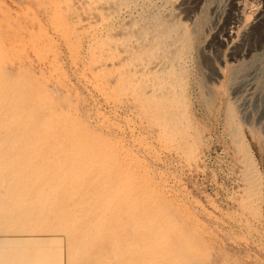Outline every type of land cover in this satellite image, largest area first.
Masks as SVG:
<instances>
[{"label": "rangeland", "instance_id": "obj_1", "mask_svg": "<svg viewBox=\"0 0 264 264\" xmlns=\"http://www.w3.org/2000/svg\"><path fill=\"white\" fill-rule=\"evenodd\" d=\"M118 1L0 0V264H264V4Z\"/></svg>", "mask_w": 264, "mask_h": 264}, {"label": "bare ground", "instance_id": "obj_2", "mask_svg": "<svg viewBox=\"0 0 264 264\" xmlns=\"http://www.w3.org/2000/svg\"><path fill=\"white\" fill-rule=\"evenodd\" d=\"M80 1V0H79ZM118 1V0H117ZM131 1V0H130ZM129 1V2H130ZM200 1V0H199ZM238 1V0H237ZM85 2V1H84ZM105 2V1H104ZM119 2V1H118ZM117 2V3H118ZM133 2V1H132ZM193 2V1H192ZM191 2V3H192ZM243 2H245V0L243 1ZM247 2V1H246ZM249 2V1H248ZM248 2L247 3H244L245 4V8H246V5L248 6ZM251 2V1H250ZM256 3L257 4V2L260 4V3H263L264 4V0H253V2L252 3ZM80 3H82V1L80 2ZM88 3V2H87ZM90 3V2H89ZM93 3V2H92ZM107 3H109V2H107ZM120 3V2H119ZM167 3V2H166ZM200 3V2H199ZM236 3V2H235ZM234 2H232V4H233V8L235 7V9L237 10V9H239V5L238 4H235ZM239 3V2H238ZM240 3H242V0H241V2ZM254 3V4H255ZM101 4V3H100ZM164 4V3H163ZM251 4V3H250ZM249 4V6H252V5H250ZM75 5V4H74ZM78 5V4H77ZM242 6H243V4H242ZM261 6H263V5H261ZM77 7V6H76ZM240 7H241V4H240ZM254 7V6H253ZM257 7H258V5H257ZM256 6L254 7V9L256 8V10L257 9H259V8H257ZM115 8H116V6H115ZM214 8V7H213ZM212 8V9H213ZM243 8V7H242ZM261 8V7H260ZM104 9V8H103ZM117 9V8H116ZM184 9V8H183ZM187 9V8H186ZM250 9V8H249ZM252 9V8H251ZM262 9V8H261ZM111 10V9H110ZM190 11H191V9H189ZM241 10V9H240ZM245 10V9H244ZM98 11V10H97ZM96 11V12H97ZM120 11V10H119ZM185 10H183V12H184ZM193 11V10H192ZM155 12V11H154ZM187 12V11H186ZM240 13H238V15H235L236 14V12H235V16H233V17H229V18H226L228 21H229V23L231 24V22H234V24L235 23H239V24H241L240 22L243 20L244 21V19H243V16L245 15L242 11H239ZM83 13V12H82ZM179 13V12H178ZM245 13H246V11H245ZM251 13H252V11H251ZM251 13H249V14H251ZM263 13H264V8L262 9V10H258L257 11V13H256V15H255V20H256V22L257 23H255V24H258V23H260L261 22V20H263L264 18H262L263 17ZM228 14V13H227ZM255 14V13H254ZM85 15V14H84ZM89 15V14H88ZM87 15V16H88ZM103 15V14H102ZM174 15V17H175V14H173ZM187 16V15H186ZM248 16V15H247ZM249 16H251V15H249ZM96 17V16H95ZM245 17V19L247 20V19H249V17L247 18L246 16H244ZM252 17V16H251ZM254 17V16H253ZM93 18V17H92ZM86 19V18H85ZM89 19H90V17H89ZM254 19V18H253ZM96 20V19H95ZM191 20V19H190ZM206 20V19H205ZM188 21V20H187ZM202 21V20H201ZM226 21V20H225ZM227 21V22H228ZM248 21V20H247ZM91 22V21H90ZM138 22V21H137ZM76 23V22H75ZM126 23V22H125ZM186 23V22H185ZM229 23H227V24H229ZM247 22H245V24H246ZM100 24V23H99ZM133 24V23H132ZM135 24V23H134ZM141 24V23H140ZM225 24H226V22H225ZM254 24V25H255ZM263 24V23H262ZM124 25V24H123ZM195 25V24H194ZM261 24H259V26H260ZM150 26V25H149ZM166 26V25H165ZM165 26H163V27H165ZM226 27H224V28H229V26H231V25H229V26H227V25H225ZM237 26V25H236ZM252 27L251 28H254L253 27V25H251ZM258 26V27H259ZM123 27V26H122ZM138 27V26H137ZM143 27V26H142ZM146 27H148V26H146ZM152 27V26H151ZM167 27H168V25H167ZM169 27H172V26H169ZM208 27V26H207ZM232 27V26H231ZM256 27H257V25H256ZM129 28H130V26H129ZM145 28V27H144ZM223 28V29H224ZM249 28V27H248ZM260 28V27H259ZM168 29V28H167ZM226 29V30H227ZM232 29H233V27H232ZM250 29V28H249ZM123 30V29H122ZM148 30V29H147ZM155 30V29H154ZM170 30V29H169ZM222 30V29H221ZM220 30V31H221ZM235 30H236V27H235ZM239 30V29H238ZM237 30V31H238ZM251 30V29H250ZM254 30H255V28H254ZM253 30V31H254ZM257 30H258V28H257ZM128 31V30H127ZM137 31V30H136ZM163 31H165V30H163ZM228 31V30H227ZM230 31V30H229ZM233 31V30H232ZM231 31V32H232ZM124 32H126V31H124ZM139 32V31H138ZM144 32V31H143ZM172 32V31H171ZM219 32V31H218ZM225 32V31H224ZM223 32V33H224ZM236 32V31H235ZM234 32V33H235ZM131 33V32H130ZM149 33V32H148ZM233 33V32H232ZM231 33V34H232ZM237 33V32H236ZM241 33V32H240ZM252 33V32H251ZM251 33H250V35H251ZM100 34V33H99ZM123 34V33H122ZM128 34V33H127ZM143 34V33H142ZM156 34V33H155ZM254 34V33H253ZM114 35V34H113ZM162 35V34H161ZM163 35H165L164 33H163ZM167 35V34H166ZM165 35V36H166ZM223 35H225L226 36V34H223ZM130 36H131V34H130ZM142 36V35H141ZM170 36V35H169ZM218 36V35H217ZM229 37H230V32H229V35H228ZM244 36H245V34H244ZM151 37V36H150ZM167 37V36H166ZM234 37V36H233ZM232 37V38H233ZM249 37V36H248ZM153 38V37H152ZM169 38V37H168ZM168 38H166L167 39V41L169 42V40H168ZM224 38H226V37H224ZM118 39V38H117ZM151 39V38H150ZM165 39V40H166ZM242 39H243V37H242ZM114 40V39H113ZM125 40V39H124ZM240 40V39H239ZM134 42V41H133ZM149 42V41H148ZM147 42V43H148ZM170 42H172V41H170ZM174 42V41H173ZM173 42L171 43V45L173 46ZM175 43V42H174ZM168 44H170V43H168ZM120 45V44H119ZM122 45V44H121ZM125 45V44H124ZM123 45V46H124ZM135 45V44H134ZM145 45V44H144ZM105 46V45H104ZM107 46V45H106ZM122 46V47H123ZM129 46V45H128ZM139 46H140V44H139ZM142 46V45H141ZM168 46V45H167ZM178 46H180V45H178ZM98 47V46H97ZM120 47V46H119ZM131 47V46H130ZM152 47V46H151ZM171 47V46H170ZM108 47H104V49L106 50ZM103 49V48H102ZM159 49V48H158ZM241 49V48H240ZM105 50H103V51H105ZM107 51V50H106ZM120 51V50H119ZM135 51V50H134ZM176 51V50H175ZM199 51H201V49L199 50ZM96 53V52H95ZM99 53V52H98ZM102 52H100L99 54H101ZM124 53V52H123ZM137 53V52H136ZM97 54V53H96ZM113 54V53H112ZM167 54V53H166ZM171 54V53H170ZM115 55V54H114ZM129 55V54H128ZM163 55V54H162ZM182 55V54H181ZM201 55H202V53H201ZM136 56V55H135ZM96 57V56H95ZM106 57V56H105ZM139 57V56H138ZM99 57H97V59H98ZM135 58V57H134ZM156 58V57H155ZM140 59V58H139ZM143 59V58H142ZM138 60V59H137ZM157 60H159V59H157ZM210 60V59H209ZM114 62H118V61H114ZM106 63V62H105ZM113 63V62H112ZM108 64H110V63H108ZM156 64V63H155ZM162 65V64H161ZM97 66H99V65H97ZM107 66V65H106ZM159 66H160V64H159ZM167 66V65H166ZM165 66V67H166ZM124 67H127V66H124ZM96 68V67H95ZM141 68V67H140ZM151 68V67H150ZM163 68V67H162ZM105 69H106V67H105ZM144 69V68H143ZM148 69V68H147ZM164 69V68H163ZM148 71H150V70H148ZM136 72V71H135ZM147 72V71H146ZM174 72V71H173ZM137 73H138V71H137ZM142 73H144V72H142ZM141 73V74H142ZM132 74H134V73H132ZM145 74V73H144ZM131 75V74H130ZM115 76V75H114ZM135 76V75H134ZM141 76V75H140ZM150 77V76H149ZM160 77V76H159ZM168 79V78H167ZM170 80V79H169ZM133 81H135V80H133ZM137 81V80H136ZM99 83V82H98ZM164 83V82H163ZM153 84V83H152ZM173 86V85H172ZM14 87V86H13ZM152 87V86H151ZM164 89V88H163ZM150 91H151V89H150ZM164 91V90H163ZM174 91V90H173ZM45 92V91H44ZM145 92V91H144ZM152 92V91H151ZM177 92V91H176ZM154 93V92H153ZM152 93V94H153ZM41 94V93H40ZM39 94V95H40ZM36 95V94H35ZM43 96V95H42ZM6 97V96H5ZM33 97V96H32ZM46 97V96H45ZM165 97V96H164ZM168 97V96H167ZM166 97V98H167ZM17 102V101H16ZM18 103H19V101H18ZM11 104H14V103H11ZM20 104V103H19ZM18 105V104H17ZM47 105V103L45 104V106ZM3 106V105H2ZM55 106V105H54ZM14 107H16L15 106V104H14ZM3 108V107H2ZM10 108V107H9ZM19 108H20V106H19ZM26 108V107H25ZM13 109V107L11 108V110ZM15 109V108H14ZM18 109V108H17ZM27 109V108H26ZM52 109V108H51ZM19 110V109H18ZM44 110V109H43ZM13 111V110H12ZM42 111V110H41ZM171 111V110H170ZM21 112V111H20ZM50 112V111H49ZM62 113V112H61ZM96 113V112H95ZM168 113V112H167ZM54 115V114H53ZM165 115V114H164ZM49 116H51L50 114H49ZM60 116V115H59ZM62 116V115H61ZM169 116V115H168ZM42 117H43V115H42ZM51 117H53L54 119H55V116H51ZM50 117V118H51ZM48 118V117H47ZM58 118V117H57ZM166 118H168V117H166ZM35 120V119H34ZM56 120V119H55ZM60 120V119H59ZM45 121V120H44ZM50 121V120H49ZM58 121V120H57ZM28 122V121H27ZM45 122H47V121H45ZM44 123V122H43ZM75 123V122H74ZM44 124H46V123H44ZM59 124V123H58ZM34 125V124H33ZM54 124L52 123V125L50 124V126H49V128L51 127V126H53ZM70 125V124H69ZM74 124H72V126H73ZM35 126V125H34ZM42 126H43V124H42ZM71 126V127H72ZM45 126H43V128H44ZM70 127V128H71ZM77 127V126H76ZM80 127H82V126H80ZM67 128H69V127H67ZM69 128V129H70ZM45 129V128H44ZM77 129V128H76ZM52 130V129H51ZM79 130V129H78ZM7 131V130H6ZM47 131V130H46ZM45 131V132H46ZM50 131V130H49ZM85 131H86V128H85ZM23 132V131H22ZM45 132H43V133H45ZM79 132H81V131H79ZM74 133V132H73ZM76 133V132H75ZM47 134V133H46ZM82 134V133H81ZM61 135V134H60ZM76 135V134H75ZM25 136V135H24ZM83 136V138H85L84 137V135H82ZM63 137V136H62ZM75 137V136H74ZM77 137V136H76ZM80 137V136H79ZM78 138V137H77ZM87 139V138H86ZM10 140V139H9ZM76 140V139H75ZM79 141H82V140H79ZM85 142V141H84ZM77 143H79L78 142V140H77ZM77 143H75V144H77ZM29 144V143H28ZM78 145V144H77ZM82 146H83V144H82ZM17 147H18V145H17ZM76 147H78V148H76ZM85 147V146H84ZM91 147V146H90ZM49 148V147H48ZM47 148V149H48ZM67 148V147H66ZM244 148H245V146H244ZM63 149V148H62ZM68 149V148H67ZM76 149H79V145L78 146H74V147H72V148H69V150H67L66 151V153H65V155H64V159L63 158H61V159H63V160H58V162H57V157L59 156V155H57L58 154V152H57V154H56V161L55 162H57V163H64V161L67 159V160H69V162H70V160L72 159V158H74V159H72L73 160V162L72 163H69L68 164V162H65V163H67L66 165H71V166H69L68 167V170L69 171H71V173L72 172H74L77 168H78V165L79 164H81V166H82V162H83V157H81L80 155V157L78 156V155H74L75 153H76ZM58 151H59V149H57ZM191 150V149H190ZM51 151H53V150H51ZM83 151V150H82ZM247 151V150H246ZM55 152V151H54ZM191 152V151H190ZM18 153V152H17ZM50 154V153H49ZM84 154V153H83ZM60 155H62V154H60ZM53 156V155H52ZM75 156H78L77 158H75ZM249 156V155H248ZM55 157V156H54ZM53 157V158H54ZM7 158H8V156H7ZM247 158V157H246ZM251 158V157H250ZM253 159V157L251 158V160ZM63 161V162H62ZM255 161V160H254ZM247 162V161H246ZM253 162V161H252ZM56 163V164H57ZM60 163V164H61ZM84 163V162H83ZM97 163V162H96ZM48 164V163H47ZM51 164V163H50ZM86 164V163H85ZM49 165V164H48ZM53 165L55 166V164L53 163ZM59 165V164H58ZM65 166L64 164H61V166ZM253 165V166H252ZM5 166V165H4ZM47 166V165H46ZM53 166V167H54ZM60 165H59V167H61ZM86 166V165H85ZM97 166V165H96ZM57 168H58V166H56ZM55 167V168H56ZM83 168H84V166H82ZM81 167V168H82ZM9 168V167H8ZM90 168H92L91 166H90ZM94 168V167H93ZM59 170V169H58ZM65 170V169H64ZM66 170H67V168H66ZM86 170V169H85ZM91 170V169H90ZM89 169H88V171H90ZM246 178H247V180L249 181V182H251L252 184L254 183V181H256L255 180V175L257 174V172H256V169L254 168V164H252L251 162L250 163H247V168H246ZM41 171H43V170H41ZM48 171V170H47ZM68 171V172H69ZM58 172H61V170L60 171H58ZM66 171H64V173H65ZM85 172V171H84ZM84 172H83V177H84ZM87 172V171H86ZM95 172V171H94ZM80 173H81V171H80ZM60 173H58V175H59ZM73 174V173H72ZM78 174V173H77ZM7 176V175H6ZM93 176V175H92ZM103 176V175H102ZM109 176V175H108ZM113 176V175H112ZM112 176H110L109 178H112V180H113V177ZM57 177H59V176H57ZM56 177V178H57ZM89 177V176H88ZM99 177V176H98ZM30 178H31V176H30ZM99 178H101V177H99ZM259 178V177H258ZM55 179V175H54V177H53V180ZM78 180V179H77ZM83 180V179H82ZM87 180V179H86ZM116 180V179H115ZM259 180V179H258ZM2 181V180H1ZM65 181H66V179H65ZM64 181V182H65ZM97 181H98V179H97ZM107 181V180H106ZM105 181V182H106ZM21 182V181H20ZM19 182V183H20ZM67 182V181H66ZM99 182V181H98ZM110 182H112V181H110ZM54 183V182H53ZM112 183H114V182H112ZM49 184V183H48ZM51 184H52V182H51ZM109 184V186L111 187V185H110V183H108ZM128 184V183H127ZM4 185V184H3ZM3 185H2V187H3ZM28 185V184H27ZM119 185V184H118ZM118 185H117V187H118ZM26 186V185H25ZM51 186V185H50ZM95 186V185H94ZM114 186V185H113ZM96 187V186H95ZM20 188H23V187H20L19 186V190H20ZM29 188V187H28ZM92 188V187H91ZM112 188V187H111ZM252 188V187H251ZM47 189V188H46ZM89 189V188H88ZM119 188H116V190H118ZM250 189V188H249ZM18 190V189H17ZM18 190V191H19ZM24 190V188L23 189H21V191H23ZM35 190V189H34ZM115 190V189H114ZM260 190V189H259ZM30 191V190H29ZM43 191H44V189H43ZM46 191H49V188H48V190H46ZM94 191V190H93ZM112 191V190H111ZM100 193V192H99ZM112 193V192H111ZM252 193H255L254 192V188H252L251 190H250V193L249 194H252ZM23 194V193H22ZM89 194V193H88ZM88 194H87V196H88ZM93 194V193H92ZM248 194V195H249ZM17 195H19V197H18V199L17 200H21V198H20V195H21V193L19 192V194H17ZM108 195V194H107ZM113 195V194H112ZM111 195V196H112ZM119 195V194H118ZM247 195V196H248ZM22 196V195H21ZM28 196V195H27ZM108 196H110V195H108ZM120 196V195H119ZM246 196V197H247ZM89 197H90V195H89ZM23 198H26V197H24V194H23ZM30 198H31V200L32 199H38L39 200V198H38V196H36V195H34V196H30ZM112 198H114V197H112ZM93 199V198H92ZM97 199V198H96ZM19 200V201H20ZM98 200V199H97ZM111 201H112V199H111ZM24 202V201H23ZM107 202H108V199H107ZM109 202H110V197H109ZM2 203H3V201H2ZM35 203V202H34ZM105 203V202H104ZM103 203V204H104ZM140 203V202H139ZM1 204V203H0ZM15 204V203H14ZM24 204V203H23ZM99 204V203H98ZM102 204V203H101ZM106 204V203H105ZM137 204V203H136ZM108 205V204H107ZM25 206V205H24ZM106 206V205H105ZM30 207V206H29ZM108 207H109V205H108ZM17 208H19V207H17ZM21 208V207H20ZM84 208H85V206H84ZM103 209V208H102ZM19 210V209H18ZM17 210V211H18ZM103 211V210H102ZM132 212V211H131ZM134 212V211H133ZM92 213V212H91ZM147 213V212H146ZM8 214V213H7ZM90 214V213H89ZM95 214H96V212H95ZM94 213H93V215H95ZM99 214V213H98ZM135 214H136V212H135ZM9 215V214H8ZM138 215V214H137ZM148 215V214H147ZM22 216V215H21ZM87 217V216H86ZM133 217V216H132ZM87 218H89V216L87 217ZM84 218H82V220H83ZM19 220V219H18ZM21 220V219H20ZM25 219H23V221H24ZM144 221H145V219H144ZM17 222V221H16ZM19 222V221H18ZM17 222V223H18ZM20 223V222H19ZM24 224V223H23ZM160 224V223H159ZM51 225V224H50ZM132 225V224H131ZM154 225V224H153ZM28 226H31V225H28ZM158 226V225H157ZM130 227V226H129ZM91 231V230H90ZM19 234L21 235V232H19ZM19 235V236H20ZM48 236H49V234H48ZM147 237V236H146ZM145 238V237H144ZM52 239H56V237H54V238H52ZM58 240V239H57ZM51 241L52 240H50L49 242H44V244L46 243V244H48V245H50V243H51ZM54 244L56 243L57 244V242H53ZM43 245H42V243H40V244H38V245H36V246H34V248H30L31 249V254H29V258H26V261H24L25 262V264H38V263H40L42 260L43 261H45V260H47V261H50L49 259H50V257L49 256H53V254H54V250H47V251H45L44 250V246L42 247ZM59 246V245H58ZM57 246V247H58ZM60 247V246H59ZM74 247V246H73ZM46 248V247H45ZM68 248H70V246H68ZM49 249H51V247H49ZM62 252V250H60V253ZM28 255V254H27ZM82 256V255H81ZM53 258V257H52ZM25 259V258H24ZM72 259V258H71ZM73 260V259H72ZM76 260V259H75ZM71 261V260H70ZM50 264H54L53 262L52 263H50Z\"/></svg>", "mask_w": 264, "mask_h": 264}]
</instances>
